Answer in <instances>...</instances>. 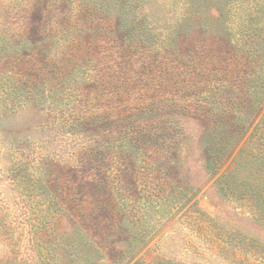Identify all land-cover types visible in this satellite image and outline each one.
<instances>
[{
  "label": "rangeland",
  "instance_id": "1",
  "mask_svg": "<svg viewBox=\"0 0 264 264\" xmlns=\"http://www.w3.org/2000/svg\"><path fill=\"white\" fill-rule=\"evenodd\" d=\"M229 2L0 0V264H264L205 169L207 117L248 103L214 76Z\"/></svg>",
  "mask_w": 264,
  "mask_h": 264
},
{
  "label": "trees",
  "instance_id": "2",
  "mask_svg": "<svg viewBox=\"0 0 264 264\" xmlns=\"http://www.w3.org/2000/svg\"><path fill=\"white\" fill-rule=\"evenodd\" d=\"M218 10V19L229 16L228 27L237 37L231 43V54L234 60L237 58L233 64L241 68L226 77L214 76L243 87L248 103H231V114L223 111L207 117L205 169L225 192L241 195L240 199L248 204V212L264 226V120H258L264 109V0H230L226 13ZM239 70L249 75L240 78L236 75ZM198 76L207 79L210 73L204 70ZM205 86L203 83L197 88L205 93ZM205 111L208 113L209 108Z\"/></svg>",
  "mask_w": 264,
  "mask_h": 264
}]
</instances>
